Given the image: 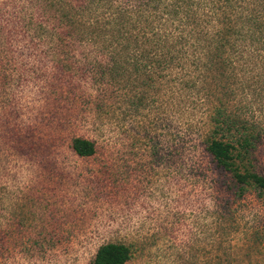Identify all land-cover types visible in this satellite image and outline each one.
<instances>
[{"label":"rangeland","instance_id":"rangeland-1","mask_svg":"<svg viewBox=\"0 0 264 264\" xmlns=\"http://www.w3.org/2000/svg\"><path fill=\"white\" fill-rule=\"evenodd\" d=\"M82 6L0 0V264H91L108 242L132 245L125 264H264L263 200L206 149L223 96L198 76L212 72L101 75L106 51L60 43V18L88 19ZM91 7L85 35L102 28ZM248 55L229 110L264 127V61ZM75 137L95 153L78 155ZM251 161L264 175V133Z\"/></svg>","mask_w":264,"mask_h":264},{"label":"trees","instance_id":"trees-1","mask_svg":"<svg viewBox=\"0 0 264 264\" xmlns=\"http://www.w3.org/2000/svg\"><path fill=\"white\" fill-rule=\"evenodd\" d=\"M81 2L84 6L80 10L90 12L88 19L83 14L81 18L63 15L59 35L63 42L60 43L66 46L67 43H89L106 51L108 65L103 66L101 75L114 76L126 67V63L144 76H153L158 67L168 69L170 75L174 67L182 66L183 62L212 72L198 76L205 83L204 89L211 92L210 88L215 87L227 99L220 98L213 108V126L206 140V149L220 167L233 174L240 191L255 188L264 202V175L251 169V156L263 137V124L242 118V112L247 111L244 106L240 107L241 113L229 110L231 96L238 94L234 71L236 59L245 61L248 52L246 62L264 61V0ZM92 5L103 8L102 17L97 19L102 22V28L92 26L93 30L85 35L84 29L90 30L87 21L93 18ZM201 18L210 28L211 23H215L212 32L205 30ZM93 21L91 25H94ZM171 24L175 26L171 27ZM198 53L205 57L200 54L197 57ZM231 53L237 56H230ZM191 83L197 84L195 81ZM72 148L80 156H89L95 153L96 143L85 137H75ZM133 255L131 244L108 242L98 248L91 264H125ZM219 264L224 262L219 260Z\"/></svg>","mask_w":264,"mask_h":264}]
</instances>
